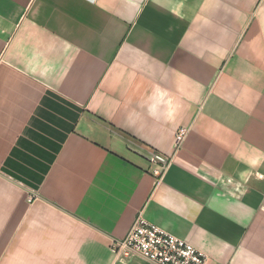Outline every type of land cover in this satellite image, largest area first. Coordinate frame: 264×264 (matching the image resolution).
Masks as SVG:
<instances>
[{"label":"crops","instance_id":"crops-1","mask_svg":"<svg viewBox=\"0 0 264 264\" xmlns=\"http://www.w3.org/2000/svg\"><path fill=\"white\" fill-rule=\"evenodd\" d=\"M142 212L264 264V0H0V264H149Z\"/></svg>","mask_w":264,"mask_h":264},{"label":"built area","instance_id":"built-area-1","mask_svg":"<svg viewBox=\"0 0 264 264\" xmlns=\"http://www.w3.org/2000/svg\"><path fill=\"white\" fill-rule=\"evenodd\" d=\"M190 130L191 127H180L177 130L172 156L157 151L147 156L155 178L162 180L166 175L176 154L183 149ZM110 251L118 261L139 257L149 264H211V259L205 253L153 225L144 217L143 212L137 216L126 237L111 240Z\"/></svg>","mask_w":264,"mask_h":264}]
</instances>
